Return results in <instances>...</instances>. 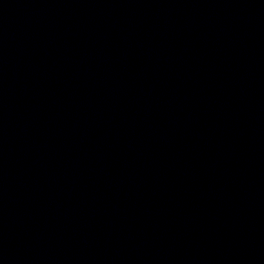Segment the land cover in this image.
I'll return each instance as SVG.
<instances>
[{
    "label": "water",
    "instance_id": "1",
    "mask_svg": "<svg viewBox=\"0 0 264 264\" xmlns=\"http://www.w3.org/2000/svg\"><path fill=\"white\" fill-rule=\"evenodd\" d=\"M0 264H264V0H0Z\"/></svg>",
    "mask_w": 264,
    "mask_h": 264
}]
</instances>
